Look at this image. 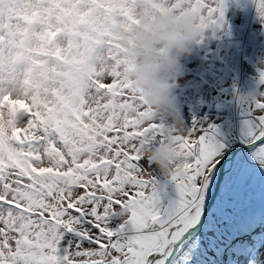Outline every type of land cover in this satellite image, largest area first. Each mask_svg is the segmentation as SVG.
<instances>
[{
  "label": "snow or ice",
  "instance_id": "6c2138e0",
  "mask_svg": "<svg viewBox=\"0 0 264 264\" xmlns=\"http://www.w3.org/2000/svg\"><path fill=\"white\" fill-rule=\"evenodd\" d=\"M188 2L223 20L212 0ZM257 10L264 24V0ZM25 85L0 73V264H264V197L205 223L222 177L225 189L264 188V91L238 103V122L184 117L162 176L143 154L163 141L161 122L119 71L90 72L78 101Z\"/></svg>",
  "mask_w": 264,
  "mask_h": 264
},
{
  "label": "rangeland",
  "instance_id": "374dc122",
  "mask_svg": "<svg viewBox=\"0 0 264 264\" xmlns=\"http://www.w3.org/2000/svg\"><path fill=\"white\" fill-rule=\"evenodd\" d=\"M104 1L107 5L97 6V10L105 12L112 22L119 19L115 18L119 16L112 17L108 12H113L116 6L123 9V14L128 17L130 0ZM218 1L221 3L218 8H223V20L219 25H214L210 22L212 18L210 21L205 18V32L208 35L205 34L204 40L199 44L205 53L201 54L195 49L191 55L182 59L181 77L172 85L174 102L176 104L187 100L195 114L201 112L203 105L205 107L202 109V116L207 113L208 108H223L225 105L228 116L216 122L221 123L224 119L238 122L242 110L240 104H243L238 98L245 95L253 97L257 90L264 91V84H258L260 71H264V65L259 66L260 62L264 64V48L261 47L264 46V24L258 16L257 0ZM45 4H52L58 10H63L54 14L60 17L51 22L52 26H55L53 30L60 31L61 28L63 32L67 31V34L58 36V39L54 35L59 32L53 36L54 31L50 33L51 40H54L55 48H58L57 52L61 57L52 61L49 59L48 62L42 60L38 54V51L46 49L44 48L46 40H50V36L48 39L45 33L52 29L47 27L42 31L43 23L39 18L44 17V9L47 7ZM229 4L236 8L231 13H228ZM31 6L36 10L30 11L33 8ZM90 6L91 0H0V73L3 74L4 80L10 82L14 88L26 86L25 82L39 84L42 94L46 95L50 103H54L58 95L66 100L78 101L77 85L82 80L86 82L93 70L108 74L119 71L122 77L119 46L106 41V38H111L107 32L103 30L98 32L93 19L97 11L90 13L88 10L94 9ZM239 7L245 12L244 25L239 23ZM25 10L27 15L29 14L28 19L16 16ZM204 13L207 14V10ZM33 16H36V19ZM107 22L108 19L105 20V23ZM109 49L116 55L109 53L106 57L105 53ZM206 49L209 50L208 56H205ZM211 56L214 57L213 61L210 60ZM106 59L116 63V67L111 71L103 66ZM85 61L87 71L81 74V67ZM41 63L43 66L38 68L39 71H34ZM206 64L205 70L203 66ZM248 64L253 66L254 72L245 70V65ZM213 69L217 71V76L215 81L208 85L204 82L205 71L212 73ZM194 72L202 77L196 83H193V80H196ZM48 76L55 78L46 83ZM204 91L209 92L208 99L202 98ZM86 95L89 106L100 102L97 92L89 91ZM155 116L157 117L156 114ZM159 121L164 131V117L161 116ZM223 185L224 180L219 186L215 201L205 214L206 224L221 226L219 225L221 216L225 212L231 213L234 204L250 200L252 205L259 207L261 198L264 197V188L259 181L249 189L240 191L225 189ZM206 235L211 236L212 233L208 232ZM209 257H212L211 252Z\"/></svg>",
  "mask_w": 264,
  "mask_h": 264
},
{
  "label": "clouds",
  "instance_id": "9594fccd",
  "mask_svg": "<svg viewBox=\"0 0 264 264\" xmlns=\"http://www.w3.org/2000/svg\"><path fill=\"white\" fill-rule=\"evenodd\" d=\"M194 4L185 0H130L127 9L129 20L121 16L114 22L105 12L97 10L93 19L98 32L103 30L119 45L122 78L144 96L146 106L157 119L164 117L163 143L157 142L144 156L164 176L174 162L173 153L178 149L169 141L173 131L183 127V118L175 105L172 85L181 77V61L191 55L205 38L206 23L197 13ZM108 22L105 23V20ZM115 56L109 49L105 56ZM109 71L116 67L114 61L105 60ZM87 71V61L81 74ZM253 97H239L242 103L251 102Z\"/></svg>",
  "mask_w": 264,
  "mask_h": 264
},
{
  "label": "trees",
  "instance_id": "16d2710c",
  "mask_svg": "<svg viewBox=\"0 0 264 264\" xmlns=\"http://www.w3.org/2000/svg\"><path fill=\"white\" fill-rule=\"evenodd\" d=\"M104 2H105L104 0H91V6L90 7H94V9L93 10H88V11L90 13L91 12H96L97 11V6H106L107 5ZM217 2H219V1L218 0H212L213 7L218 8L221 5L220 2L219 3H217ZM45 6H47V7H46V9H44V17L43 18H39V20L42 21V23H43L41 25L42 26V31H43L44 28H47V27H51L52 29H50L47 33H45L47 35L46 37H48V39H49V36H50V40H46L47 41L46 46H48V47L45 46L44 48H46V49H43V51H38V54H39L40 58H42V60H45L46 62H48L47 60H49V59H50V61H52V60H57L56 58L61 57L58 54V52H57L58 48H55L54 40H51L52 38H51V34L50 33H52L54 31V33L52 34V36H53L54 34H57L59 32L57 35H54V37L58 39V36H61V35L63 36L65 34H67V31L63 32V30L61 28H60V31L53 30L55 28V26H52V24H51L53 19L60 17V16H55L54 14L61 13L63 10H58V8L52 6V4H45ZM31 7H33V6H31ZM118 7L119 6H116L117 10H115L116 9L115 8L113 10V12H108V15H112V17L119 16V17H115V18H120L121 16H125L123 14L124 10L123 9H118ZM194 7H195V4H194ZM40 9H41V7H40ZM235 9H236L235 6H233L231 4L228 5V13H231ZM239 9H240V14H239L240 22L239 23L244 25L245 22L243 21V18H244V13L245 12H242L241 7H239ZM33 10H36V8L33 7L32 9H30V11H33ZM48 13H49V15L47 16ZM16 16L18 18H20V19H26V18L28 19L29 18V14L27 15V11L26 10L24 12L20 11ZM33 17H35V19H36V16H33ZM127 18L129 20H131L130 19L131 17H127ZM205 18H208V21H210V19H211V17L208 16V13L207 14L205 13V15L202 17V19L206 20ZM205 34L208 35L206 32H205ZM207 39H209V36H208ZM106 41L108 43H112V39L111 38H106ZM261 47L264 48L263 45ZM63 48L65 49V47H62V49ZM196 49L198 51H200L201 54L205 53V51H203V49L200 46H198ZM208 51L209 50L206 49L207 55H205V56H208ZM210 58H211L210 59L211 61L214 60L213 56H211ZM263 65H264L263 62L259 63V66H263ZM40 66L41 67L43 66L42 63L39 64L36 67L37 69H35L34 71H36V70L39 71L38 68ZM32 68L34 69V67H32ZM206 68H207V64H206V66H203V69L206 70ZM253 69L254 68H253V66L251 64L245 65V70L246 71L254 72ZM38 73L40 74V72H38ZM42 74L44 75V73H42ZM194 76H195L194 79H196V80H193V83H196L197 80H201V78H202V77L199 76V74L197 72H194ZM216 76H217V71L215 69L212 70V73L211 72L206 73V71H205L204 82L209 85V84H211L212 82L215 81ZM54 78L55 77H53V76H48L47 80H46V83L49 80H52ZM208 94H209V92H207V91L202 92V98L208 99L209 98ZM175 105H176V109L179 111V113L182 116V118H184V117L185 118H191L193 115L202 116V109H204V107H205V106L202 105L201 112L195 114V112H193L192 108L189 107L187 100L180 101V102L176 103ZM226 111H227V107L225 105H224L223 108H217V109L211 107V108H208L207 113L205 115H207L210 119H213L214 121H221L222 118H225L226 116H228V113ZM160 143H163V141H161ZM155 144H147V145H145L144 148H143V154H145L146 151H149L152 148V146L155 145Z\"/></svg>",
  "mask_w": 264,
  "mask_h": 264
},
{
  "label": "water",
  "instance_id": "95a60500",
  "mask_svg": "<svg viewBox=\"0 0 264 264\" xmlns=\"http://www.w3.org/2000/svg\"><path fill=\"white\" fill-rule=\"evenodd\" d=\"M222 181H223V177L221 178L219 184L213 189V195H212L211 202H210L209 205H208V210L211 208L213 202L215 201V197H216V195H217V192H218L219 186H220V184H221ZM208 210H207V211H208ZM206 213H207V212H206Z\"/></svg>",
  "mask_w": 264,
  "mask_h": 264
}]
</instances>
